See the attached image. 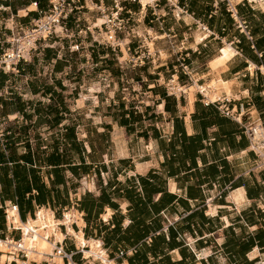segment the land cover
<instances>
[{"label": "crops", "instance_id": "obj_1", "mask_svg": "<svg viewBox=\"0 0 264 264\" xmlns=\"http://www.w3.org/2000/svg\"><path fill=\"white\" fill-rule=\"evenodd\" d=\"M98 1L83 0L82 25L103 20ZM48 2L0 0V53ZM180 3V18L162 5V29L146 8L132 27L155 38L154 63L117 62L123 51L93 45L71 16L31 60L0 68V264H58L55 248L44 260L6 249L20 236L12 204L22 223L72 214L49 240L66 235L76 264L102 263L85 257L92 241L114 264H264V149L245 131L264 125V0H232L251 38L225 0Z\"/></svg>", "mask_w": 264, "mask_h": 264}, {"label": "built area", "instance_id": "obj_2", "mask_svg": "<svg viewBox=\"0 0 264 264\" xmlns=\"http://www.w3.org/2000/svg\"><path fill=\"white\" fill-rule=\"evenodd\" d=\"M228 2L229 12L231 17L237 23L238 28L247 33L251 38L250 31L248 29L247 22L240 17L237 10V5L232 3V0H225ZM126 2H138L141 4V0H113V6L107 5L103 0H99L94 4L95 12H98L100 15L105 17V23L102 26H95L91 23L87 25H82V19L80 14L86 10H91L83 0H49L48 9L45 11L39 18L33 21V24L20 30L10 41V45L6 47L0 53V68L13 71L16 69V64L21 61H29L32 59L33 52L37 49L40 41L49 39L52 35L57 33V27L63 25L65 21H68L71 16H74L78 29V33L81 35H90L94 42L103 44L107 47H110L113 51H122L121 42L128 38V42L125 44L129 57L125 59L133 66H139L141 64L151 61L154 63L159 56L157 50L151 51L144 43V37L140 36L138 33H135L132 29V20L129 16L132 13V10L128 9ZM162 5L169 7L170 11L176 18H180L181 15L187 13L186 5H182L180 0H148L147 2V11L145 12L144 19L150 16V24L154 26L156 23L161 29L165 25V15L160 12ZM208 29L207 27H203ZM175 33L171 37L169 35L166 38L170 41L172 38L176 37ZM158 39H156L157 41ZM173 44L172 41H170ZM76 49H80V42L74 45ZM27 55H31L30 58H27ZM177 62H179L183 69H187V65L184 63L186 54L183 52L177 53ZM171 88V89H170ZM169 93H174L172 87L168 86ZM223 113L227 116L235 117L238 122L243 121V115L233 111L229 107L225 106L221 108ZM246 134L249 136V139L254 145V147L261 152L264 149V125L261 122H254L248 125L245 128ZM9 209H14L16 212L19 211L17 204H12L9 208H6V215L9 219ZM65 213L63 214L64 217ZM75 221L72 222V226ZM60 227H66L67 225L61 223ZM8 228L12 230H19L20 236L18 238L11 237L5 238L4 240L9 242V244L14 246L16 255L21 257L22 255L27 256V252L21 247V241L23 240V229L15 225V222L12 221L9 223ZM68 231H66L67 234ZM67 239L65 238L62 242H59L55 247V253L58 256H61L63 260H66L68 264H76L73 261L74 253L72 251H67L63 242ZM83 248V247H82ZM81 248V249H82ZM123 254V252H121ZM109 257V255H108ZM110 258V257H109ZM103 264V263H101Z\"/></svg>", "mask_w": 264, "mask_h": 264}, {"label": "bare ground", "instance_id": "obj_3", "mask_svg": "<svg viewBox=\"0 0 264 264\" xmlns=\"http://www.w3.org/2000/svg\"><path fill=\"white\" fill-rule=\"evenodd\" d=\"M147 2L148 0H141V5L143 9L146 8ZM13 39L14 38L11 37L10 40ZM30 56L27 55V58L29 59ZM169 87H172L173 89L174 86L173 84L171 85L170 83ZM9 219L11 221H14L16 226L23 229L24 234H23V240L21 241V247L24 249V251L28 252V256H29L28 258L43 259L45 254H47L46 256L55 255L54 248L56 246V242L53 240L52 241L49 240V238L50 237L54 238L55 236L56 241H61L63 239V236L60 230L57 228L61 223L55 219L51 211L43 208L38 212L37 217L34 218V220H30L28 222L22 223L19 220L16 210L11 209L9 211ZM73 219L74 218H72V214L67 213L64 219L62 220V223H66L67 225L70 226ZM70 232L73 235H75L77 242L80 246L86 245L87 242L83 238L82 234L76 233L74 230L71 229V227H70ZM5 242L7 243L6 249L8 250L15 251L14 246H18L17 244L11 246L9 242L7 241ZM85 257L88 258L92 257L95 260H99L104 264H114L113 262H110L108 260L106 253L100 250V244L99 242L96 241H92V250L86 251ZM54 260L58 262V264H63L62 262L63 260L61 256H55Z\"/></svg>", "mask_w": 264, "mask_h": 264}, {"label": "rangeland", "instance_id": "obj_4", "mask_svg": "<svg viewBox=\"0 0 264 264\" xmlns=\"http://www.w3.org/2000/svg\"><path fill=\"white\" fill-rule=\"evenodd\" d=\"M110 6H112V4H110ZM126 6H127V8L128 9H130V10H132V13H130L129 14V16L131 17V20H132V27L133 26H135L134 24H136L137 25V23H138V21H139V19H142V15H143V12H144V9H143V7H142V5L140 4V3H138V2H126ZM142 8V9H141ZM96 14V13H95ZM102 21L100 22V20H97L96 21V23H91L92 25H95V26H102L103 25V23H105V17H102ZM60 26V25H59ZM58 26V27H59ZM134 28V27H133ZM135 33H138L137 31H134ZM142 38H144L143 36H142ZM141 38V39H142ZM153 39H155L154 37H152V39H150V41H146L145 39V41H144V43H145V45L147 46V47H149V49L151 50V49H153V47H155V42L153 41ZM91 42L93 43V45L94 44H97V45H99V46H102L103 44H99V43H97V42H93V39H91ZM128 42V38L127 39H125L124 41H122L121 42V46H122V51H123V55H120V60H118L117 58H116V61L117 62H119V61H124L125 59H127L128 57H129V52H128V50H127V48H126V46H125V44ZM103 46H105V45H103ZM156 50H157V48H156ZM163 57H166L164 54L162 55ZM80 57V56H79ZM114 57V56H113ZM111 61H115V60H113V59H111ZM170 83H171V81H169ZM170 85V84H169ZM172 85V84H171ZM83 256H84V254H83ZM98 264V263H97Z\"/></svg>", "mask_w": 264, "mask_h": 264}]
</instances>
